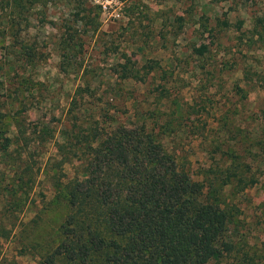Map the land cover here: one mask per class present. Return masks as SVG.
Here are the masks:
<instances>
[{
  "label": "rangeland",
  "instance_id": "1",
  "mask_svg": "<svg viewBox=\"0 0 264 264\" xmlns=\"http://www.w3.org/2000/svg\"><path fill=\"white\" fill-rule=\"evenodd\" d=\"M118 127L161 143L229 214L232 249L208 264H264V0H0V264H47L73 212L79 233L117 239L69 194L85 138Z\"/></svg>",
  "mask_w": 264,
  "mask_h": 264
},
{
  "label": "trees",
  "instance_id": "2",
  "mask_svg": "<svg viewBox=\"0 0 264 264\" xmlns=\"http://www.w3.org/2000/svg\"><path fill=\"white\" fill-rule=\"evenodd\" d=\"M207 51V46L195 49L201 56ZM85 141L92 155L88 178L71 190L70 206L74 211L84 199L94 200L117 239H107L91 225L79 233L73 212L63 225L65 240L47 264H60V258L88 264L98 256H104L102 264H208L231 251L224 242L229 214L199 201L204 185L181 171L161 143L125 127ZM11 143L2 138L0 151ZM112 169L119 170L120 183L108 176Z\"/></svg>",
  "mask_w": 264,
  "mask_h": 264
}]
</instances>
